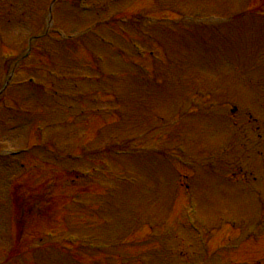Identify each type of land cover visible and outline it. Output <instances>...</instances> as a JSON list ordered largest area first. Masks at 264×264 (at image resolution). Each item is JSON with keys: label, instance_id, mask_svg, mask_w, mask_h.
Masks as SVG:
<instances>
[{"label": "rangeland", "instance_id": "1", "mask_svg": "<svg viewBox=\"0 0 264 264\" xmlns=\"http://www.w3.org/2000/svg\"><path fill=\"white\" fill-rule=\"evenodd\" d=\"M51 3L52 0H0V88L8 72L21 67L0 94V142L8 141L13 149L23 150L14 157L0 155V264H119L116 258L121 254L129 263L137 253L130 241L125 246L130 250H124L117 247L121 242L116 245L117 239H111L128 232L117 225L127 217L133 222L138 220L126 227L138 232L133 238L148 232V221L157 225V216L161 221L171 220L173 225L178 210H187L185 199L200 205L198 214L208 217V228L213 231L216 226L217 231L222 230L227 225L226 218H247L252 212L254 219L250 222L256 227L251 228L256 231L258 224L255 234H264V0H85L82 7L88 5L87 10L93 11L77 9L76 0H56L50 13L54 25L49 21ZM209 16L218 19L211 20ZM77 19L84 22L75 25ZM96 21L101 22L98 27ZM86 23L93 35H87L90 40L84 43L77 39L71 48L47 34L31 42L33 60L38 59L39 51L63 54L61 50L67 49L89 64H84L86 70L80 72L64 69L67 73L62 75L69 80L51 90L59 98H54L49 88L41 96L27 83L32 74L23 72L28 39L48 29L54 34L57 27L74 30ZM145 33L151 35L149 40L140 37ZM129 41L140 46L147 56L138 57ZM79 45L82 48L76 49ZM118 48L122 49L120 58L110 52ZM152 50L155 54L149 58ZM94 54H111L112 58L95 66ZM47 58L50 63L55 61L49 53ZM113 69L130 74L121 91L112 86L116 82L110 83L111 78L102 79L115 73ZM134 73L140 77L131 75ZM114 77L122 78L119 74ZM120 95L122 101H109L120 99ZM96 110L102 116H94ZM108 113L124 117L116 119L112 128H121L122 133L111 134V139L99 131L100 137L86 140L85 150L93 157L85 161L74 157L72 149L79 139L75 138L72 121L79 120L82 129H93L94 135L101 117L110 118ZM92 135L86 139H92ZM130 151L133 153H123ZM101 160L111 166L102 167L98 163ZM89 171L102 185H95L94 199L91 198V208H96L81 210L86 203H77V192L88 186V177L82 178L81 174ZM241 176L244 179L229 178ZM76 177L80 182L73 180ZM142 179L144 183H138ZM123 183L128 186L117 200L113 191H106L113 210L108 213L109 219L103 215L105 219L100 217L99 222L98 206L102 204L103 208L105 203L97 201L104 196L102 186L119 187ZM172 183L174 194H179L174 202H178L176 211L172 208L174 214L167 201ZM188 184L191 185L186 189ZM140 200L141 211L136 209L141 206ZM148 209L159 211L153 221L146 217ZM93 210L94 217L90 215ZM136 210L139 212L133 214ZM69 211L76 212L75 219L70 218ZM160 211L169 212L163 215ZM61 215L66 216L65 221ZM214 218H221L222 223H211ZM162 225L152 236L154 240L163 238V234L158 236L164 231ZM173 227L167 229L163 241L170 249L164 250L165 257L164 252L158 256L148 251L131 262L186 264V256L190 258L188 264H216V260L252 264L259 260L257 250L256 257L240 256V246L223 251L215 260L213 254L205 255L210 242L204 235L200 239L197 233L180 227L168 238ZM224 229V234H231V229ZM48 232H53V238L47 240L56 243L76 240L75 254L82 262L56 247L42 246L44 239L38 238H45ZM13 238L18 249L9 250ZM29 240L34 246L27 250L24 244ZM108 240L115 243L109 244ZM218 243L214 240L211 244ZM251 247L259 249L263 245Z\"/></svg>", "mask_w": 264, "mask_h": 264}]
</instances>
